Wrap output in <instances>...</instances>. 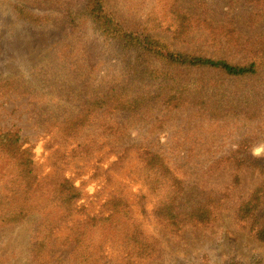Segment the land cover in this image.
I'll use <instances>...</instances> for the list:
<instances>
[{
    "label": "rangeland",
    "instance_id": "obj_1",
    "mask_svg": "<svg viewBox=\"0 0 264 264\" xmlns=\"http://www.w3.org/2000/svg\"><path fill=\"white\" fill-rule=\"evenodd\" d=\"M105 1L107 10L116 14L115 18L126 27L135 29L145 21L156 36L171 42L175 23L168 29L166 22L156 27L161 21L157 13L167 0ZM87 3L88 0H0V77L17 72L30 75L31 70H37L38 65L47 60L46 69L71 72L73 78L76 73L82 75L81 80L87 77L92 67L87 68L80 55L66 54L80 48L78 34L81 33L72 34L67 23L69 12L78 14L83 10L87 14ZM170 3L175 4V9L179 7L181 14L190 16L200 25L197 29L206 35L210 26L234 29L233 38L237 42L224 47L218 55L231 64L247 61L251 52L264 46V0H170ZM10 4L31 15L45 17L46 22L37 25L24 21L13 12ZM198 31L189 34L188 41L196 39ZM201 43L181 45L175 41L170 45L178 52L214 57L210 48ZM64 56L76 62L74 68L73 62L66 67L60 66ZM216 72L187 69L172 73L184 80L205 78L210 81L218 78ZM32 74L31 80L36 78ZM72 82L64 80L63 85ZM236 85L248 96L256 89L255 96L253 100L247 98L243 106L236 103L222 116H217L214 110L216 100L209 98L204 106L195 105L200 93L193 96L191 103L179 108L154 106L130 118L126 115L115 118V115L99 112L94 123L84 131L88 138H80L90 140L86 145L84 142V151L68 159L61 151H55L57 146L52 133L47 135L43 131L40 120L44 119L43 112L52 110L55 104L66 105L67 99L60 92L56 95L48 86L42 88L32 83L29 88L19 90L23 94L9 93L8 97L0 98V128L18 131L24 147L32 149L34 171L40 179L44 178L40 181V192L50 190V179L59 174L69 178L81 195L75 213L50 211L47 207L29 211L23 218L15 215L11 222L5 221L9 218L0 214V264H264V243L253 239L244 225L234 220L237 200L247 198L264 180V73L239 79ZM76 86L73 85V90ZM259 91L262 93L257 96ZM104 120L125 125L122 133L112 139L103 137ZM100 147L101 150L92 156ZM138 149L158 155L174 174L189 183L184 186L186 190L178 203L181 212L186 213L187 209L211 196L221 200L217 219L205 226L181 224L175 230L155 216L153 209L158 199L134 174ZM230 153L244 157L247 163L243 167L226 161L212 165ZM259 165L262 169L255 168ZM4 171L0 162V199L5 184ZM234 176L238 178L237 183L233 182ZM113 192L127 195L130 214L122 219L143 232L151 245L139 258L128 259V255L132 257L130 248L109 240L91 253V243L96 239L100 241V236L111 232V228L96 235L87 231V238L79 237L84 228L110 214L103 211V206ZM32 201H41V198L32 197ZM255 214L263 217L264 205ZM92 216L97 220L90 222ZM182 219L180 217V221ZM45 222L56 227L45 244L44 253H33L35 227ZM130 232H133L131 226ZM78 241L83 249L77 248ZM84 249L87 251L75 254ZM89 254L92 256L86 261L78 262L79 257Z\"/></svg>",
    "mask_w": 264,
    "mask_h": 264
},
{
    "label": "trees",
    "instance_id": "obj_2",
    "mask_svg": "<svg viewBox=\"0 0 264 264\" xmlns=\"http://www.w3.org/2000/svg\"><path fill=\"white\" fill-rule=\"evenodd\" d=\"M105 4V0H91V2L88 0L87 14L82 10L78 14L69 12L70 15H68L67 23L70 24L72 34L78 32L81 34H78L80 48L66 54L76 53L81 56L87 68L92 67L90 74L83 80H81L82 75L76 73L73 78L74 75L71 72H59L56 68L46 69L44 64L48 63V60L41 62L37 70H31L30 75L17 72L0 77V98L6 97L9 93L23 94L24 92L19 91L20 89L29 88L32 83H37L42 88L48 86L56 95H58L56 92H60V95L67 99L65 106L55 104L52 110H45L44 119H40L43 121L41 125L43 131L47 135L52 133L55 146L58 147L55 151H61L64 158L68 159L70 155L72 157L80 150L84 151V148L82 149L84 142L86 145L90 141H85L88 138L85 136V130L94 123L96 114L99 112L115 115V118L122 115L130 118L154 106L179 108L191 103L193 96L200 93L194 102L195 105L204 106L209 98L216 100L217 105L214 110L217 116H222L227 112L225 110L229 108L231 110L236 103L243 106L247 98L253 100L256 89L253 90L254 92L250 91L248 96L241 92L239 85L236 84L239 79L254 78L259 73H264V46L256 52H251L247 61L231 64L219 58L218 55L224 47L237 42V39L233 38L234 29L225 27L215 29L210 26L209 33L206 35L197 29L200 25H196L190 16L181 14L180 8L175 9V4L167 0L157 13L161 21L156 27L166 22V29H168L175 23V28L171 31V42L177 41V44L185 45L189 42L202 41L201 44L207 45L206 48H210L214 57L204 58L191 53L178 52L171 48V42L168 43L156 36L153 28L145 21L135 29H130L120 19L115 18L116 14L108 11ZM13 7V12L24 21L37 25L41 21L46 22L45 17L31 15L10 4V8ZM154 16L156 20L157 16ZM196 31H198L197 38L188 41L189 34H195ZM61 61V67H66L73 62L74 68L76 63L66 56L62 57ZM187 69L217 70L218 78L210 81H206L205 78L198 81L184 80L180 75L172 73L173 70ZM32 73L36 76L33 80H31ZM64 80H73V82L63 85ZM74 84H77L75 90H73ZM261 93L262 91H259L256 94L259 96ZM124 127L125 125L114 123V121L104 120L101 125L102 136L112 139L119 136ZM12 130L0 128V162L5 170V184H3L0 199L1 217L9 218L5 221L11 222L15 215H18L17 218H23V215L29 211L43 210L47 207H50V211L77 212L76 203L81 195L78 187L74 186L68 180L69 178L55 174L50 179L51 189L44 193L40 192L42 188L40 181L44 178L40 179L34 171L32 149L24 147L18 131ZM83 136L85 140L80 139ZM100 150L101 147L94 151L92 156ZM137 151V167L134 174L143 185H146L147 191L156 195L158 203L153 209L155 216L175 230L181 224L205 226L217 219L221 200H215L211 196L202 203L195 204L193 208L187 209L186 213L181 212L178 203L186 190L184 186L189 183L174 174L158 155L146 150L138 149ZM239 156L237 153H230L212 165L226 161L233 166L243 167L247 163L246 159ZM211 168L208 167L209 170ZM255 168L262 169V166ZM237 180V176H234L233 182L237 183ZM115 193L107 196L110 198L103 206V211L110 214L98 220L96 216H92L89 221H97L90 227L84 228V232L79 234V237L87 238V231L96 235L111 228V232L100 236V241L96 239L91 243V253L99 245L102 248L101 244L109 240L112 244L130 248L132 257L128 255V259L139 258L151 245L136 226L130 224L133 230L132 233L130 232L129 223L122 219L130 214L131 206L127 203V195L122 193L114 195ZM32 197L41 198V201H32ZM107 197L105 196L106 199ZM235 204L237 205L234 220L239 224L242 223L243 228L248 230L253 239L264 243V216L257 217L255 214L264 205V180L247 198H240ZM180 217H183L182 221ZM55 227L56 225L51 227L49 222L35 227L33 253H44L45 244L50 240ZM79 244L78 241L77 248L83 249L84 247ZM86 251L87 249H84L75 254ZM91 256L92 254L85 258L79 257L78 262L82 263Z\"/></svg>",
    "mask_w": 264,
    "mask_h": 264
}]
</instances>
